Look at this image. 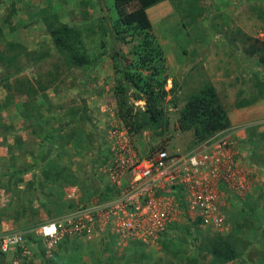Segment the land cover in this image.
Instances as JSON below:
<instances>
[{
  "label": "rangeland",
  "instance_id": "rangeland-1",
  "mask_svg": "<svg viewBox=\"0 0 264 264\" xmlns=\"http://www.w3.org/2000/svg\"><path fill=\"white\" fill-rule=\"evenodd\" d=\"M147 13L166 59L163 108L168 124L162 135L147 129L131 138L141 155L159 148L183 152L195 144L193 133L179 131L175 122L185 101L211 82L212 57L222 55L232 65L229 86L235 87L234 92L227 93L225 82L217 84L222 87L219 97L227 110L235 112L240 92L245 98L264 95L262 70V74L244 71L245 67L236 72L243 63L245 35L264 38V0H163ZM116 17L112 0H0V51L13 56L9 65L0 62V137L10 135L18 146L20 130L32 123V118L22 115L24 92L30 85L37 89L33 102L39 105V112L32 105L31 115L46 117L41 136L68 121L75 132L70 140L74 152L41 159V223L66 212L73 203L86 204L100 197L106 185L98 167L108 158V130L112 125L123 126L113 93L121 76L114 71L112 52L100 54L113 44L108 31ZM60 24L80 30V50L89 56L90 65L72 66L68 54L55 48L49 30ZM131 45L116 40L114 49L127 53ZM16 67H22L21 71L9 74ZM131 101L144 108V100ZM258 119L246 129L243 141L252 151L250 188L244 198L229 200L225 229L194 225L189 213L182 210L178 221L153 243L118 244L105 230L96 231L91 238L61 239L48 248L31 230L23 232L30 254L21 264H218L208 243L217 237L230 242L237 253L223 264H264V131ZM42 141L41 157L47 147L46 139L42 137ZM239 146L243 148L241 140ZM241 151L245 153L244 148ZM72 183L79 186L76 199L67 195ZM56 205L57 210H52ZM18 249L6 253L3 264H12Z\"/></svg>",
  "mask_w": 264,
  "mask_h": 264
},
{
  "label": "built area",
  "instance_id": "built-area-1",
  "mask_svg": "<svg viewBox=\"0 0 264 264\" xmlns=\"http://www.w3.org/2000/svg\"><path fill=\"white\" fill-rule=\"evenodd\" d=\"M245 129L229 126L183 152L159 148L141 155L127 129L112 125L108 158L98 167L111 197L76 205L38 225L35 233L48 248L64 237L91 238L105 230L118 244L153 243L178 221L182 210L201 228L223 230L229 200L244 198L251 184L250 161L239 146ZM78 192L73 185L68 196L76 199ZM14 247L19 249L12 264H21L30 254L23 233H1L0 251Z\"/></svg>",
  "mask_w": 264,
  "mask_h": 264
},
{
  "label": "trees",
  "instance_id": "trees-1",
  "mask_svg": "<svg viewBox=\"0 0 264 264\" xmlns=\"http://www.w3.org/2000/svg\"><path fill=\"white\" fill-rule=\"evenodd\" d=\"M161 1L163 0H112L117 17L114 19L108 34L113 44L106 46L104 52L100 54L102 56L109 54V51L112 52L109 55L114 62V71L121 76L113 90L117 115L129 134H135L138 137L147 129L154 131L157 135H162L168 124L163 108L167 93L165 83L168 78L166 74V59L147 13L148 8ZM49 34L55 48L62 53L68 54L72 66L90 65L89 56L80 50L82 39L79 29L67 24H60L59 26L51 27ZM128 37L131 39L128 40ZM116 40L123 43L131 42L132 45L129 51L123 53L115 50ZM242 42L243 52L248 56L255 57L257 64L264 72V38L245 35ZM42 57L38 55V58ZM12 59V55L0 51V62L9 65ZM21 69L22 67H16L9 74H16ZM130 90H134V92L132 93L131 91L129 93ZM36 92L37 89L31 85L24 92L27 98L23 100L24 109L22 115L26 119L32 118V123H29L28 127H31L35 133L39 134V132L42 133V126L46 117L41 113L36 114L35 112L33 117L31 115L30 109L32 105H35L37 111L39 110V105L33 102V96ZM45 96L43 93V97ZM236 98L234 106L239 108L252 104L256 96L250 94L245 98L240 92ZM131 99L144 100V108L135 105ZM38 117L41 120H37L36 118ZM70 122L52 127L51 130H47L44 136H41V139L43 137L47 141L43 158L53 153V146L57 142L63 146L73 139L74 130L69 129L70 131H67L65 127H69ZM230 123L228 111L221 102L215 86L211 82H207L197 92L192 94L179 109L175 126L181 132L192 131L194 143L197 144L228 128ZM64 153L62 151L60 155ZM106 159L107 157H104L103 160L105 161ZM22 173L23 170H17L13 172V177L17 176L16 178H20ZM111 193L112 189L106 184L100 191V197L98 198L101 201H105L111 197ZM73 204L68 207L66 212L76 207ZM197 223V221L192 222V224L198 226ZM66 238L71 239L69 237H64L63 239ZM130 243L138 244L142 242L135 241ZM208 243L209 252L215 263L223 264L233 260L237 255L233 245L221 237L211 239ZM5 255V252L0 251V264L4 263Z\"/></svg>",
  "mask_w": 264,
  "mask_h": 264
},
{
  "label": "crops",
  "instance_id": "crops-1",
  "mask_svg": "<svg viewBox=\"0 0 264 264\" xmlns=\"http://www.w3.org/2000/svg\"><path fill=\"white\" fill-rule=\"evenodd\" d=\"M243 55V63L239 65L236 72H240L245 67L246 69L244 71H261V67L257 64V59L251 62V58L253 59V57L248 56L245 52ZM240 63L239 61V64ZM210 64V72L212 74L210 80L215 86L218 94L220 89H222V87L219 88L217 86V84H220V81L226 83L227 93H233L235 87L229 86V83H232V80L229 78L232 72V65H229V61L225 60L222 55H219L217 57H212ZM259 73L262 74V71ZM101 107L104 108V106ZM234 110L235 112L227 110L231 122L230 126H246V129H248L249 126L255 122L254 119L259 118L258 120L261 123L259 128L264 131V95L260 98H256L252 104L234 108ZM119 124H121V122ZM65 127L66 130L70 129L69 127L67 129V126ZM70 127H72V125H70ZM246 129L241 133L240 140L246 156L251 163L250 156L252 155V151L250 145L243 143L247 136L245 132ZM2 139L3 137H0V234L5 231H20L22 233L31 231L42 222L44 214L43 182L41 177V170L43 167V161H41V159H43V157L39 155V152H41L44 147L41 134L40 132L39 134L35 133L31 127L20 130L18 146L15 145V141L10 135L3 139V141ZM262 144H264V141ZM243 148L241 150H243ZM52 151L55 152L51 155L56 157L60 155L62 151L66 153L74 152L73 141L72 143L69 141L63 146L57 142L54 144ZM251 169L254 171V168L251 167ZM17 170H23L20 178L13 177V172ZM73 185L78 184L72 183L69 185L68 191ZM57 208V205L51 207L52 210H57ZM53 212L54 211L50 213L52 214Z\"/></svg>",
  "mask_w": 264,
  "mask_h": 264
}]
</instances>
